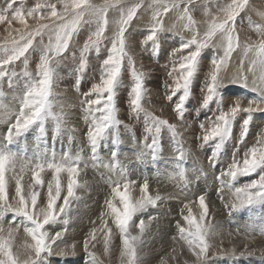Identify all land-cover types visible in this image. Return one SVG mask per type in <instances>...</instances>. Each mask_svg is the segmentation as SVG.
<instances>
[{"label": "snow or ice", "instance_id": "1", "mask_svg": "<svg viewBox=\"0 0 264 264\" xmlns=\"http://www.w3.org/2000/svg\"><path fill=\"white\" fill-rule=\"evenodd\" d=\"M6 0L0 7V23L12 25L18 21L23 29H15L20 33L19 39L6 38L0 44V81L7 78L10 87H21L22 94L14 95L13 101H18L19 110L16 111L4 104L0 94V123L8 125L7 132L0 137V264H48L51 256L69 257L76 255V244H65V235L68 231L69 212L74 201L80 199L78 189H83L87 181H81V174L89 166L93 168L104 167L109 170L106 183L111 191L104 202L105 210L101 212L102 223L99 231L103 232V253L111 264L113 252V232L108 227L110 217L112 223L119 232L120 246L118 264H141L142 239L146 229L150 226L152 216L148 220L143 215L150 208L157 206L162 198L157 193L153 196L149 192L147 175L140 185L141 195L133 197L131 185L135 181L129 179L128 166L120 161L121 128L129 132L132 126L120 118L118 106V91L122 84V75L126 70L131 76V86L127 92V108L129 118L139 120L143 116V140L141 151L136 153L139 164L153 166L160 162L162 156V133L167 131L169 140L176 153L171 158L174 171L169 173L170 179H179L187 187V169L184 167L189 152L184 148L182 133L176 124L163 119L144 107L148 90L145 87V73L137 69L135 58L129 52L126 33L130 31L134 17L138 10L145 6V0H57L56 3L37 2L34 7L26 9L23 0ZM130 4V6H129ZM59 5V8H58ZM194 0H147L145 10H151L150 27L146 30L142 43H151L153 52L160 48V33L165 31L163 24L164 15L175 11L177 19L181 21V28L192 33L190 39H181L179 48L173 50V55L186 51L182 55L177 66L173 67L168 75L173 84H165L170 90L168 100L174 103L175 115L183 120L187 102L193 94L194 81L202 70L203 53L211 49L209 63L200 86L202 101L200 107L208 108L215 103L213 115L207 117L208 126L201 122L199 127L203 135L197 137L201 141V147L211 144V152L208 156L209 166L216 167L220 163V157L227 141L232 139L234 125L240 121V130L237 137V147L247 142L250 126L254 115L264 114V23H257L247 18L249 27L257 35L256 40L246 37L241 42L237 30L238 17L249 9L255 11L250 0H231L220 11L222 17L212 16L211 20L201 35L199 22L191 14ZM257 14L264 20V11ZM205 15H211L206 9ZM110 16L113 17L110 19ZM37 21L34 28L29 30L27 18ZM49 21L42 23L41 21ZM94 30L89 31L87 39L79 51V64L76 67V84L79 85L87 67L89 53L99 54L105 40H109L111 47L107 50V56L100 64L99 82L92 83L87 92H84L80 101L83 119L87 126L84 136L90 149V155L85 157L83 149L72 151L73 141L76 140V129L71 126L67 117L65 106L60 102L55 91L58 73L57 67L62 60L68 58L67 53L70 42L84 26ZM110 25H115V30L109 37L106 32ZM175 25H173V28ZM11 35V33H10ZM47 35L48 41L44 42ZM219 36V41L216 37ZM37 38L39 41L37 43ZM30 50H39V62L35 74L29 70ZM239 51V66L231 76L226 75L227 69L233 61V55ZM23 58V71L15 70V63ZM71 59H77L72 53ZM252 74L251 82L245 72ZM241 86L250 89L254 95L247 99L235 97L225 110L227 92L230 86ZM95 97V98H93ZM13 117H15L13 122ZM54 122L52 136L53 147L50 149L46 143V122ZM36 128V139L39 144L31 154L27 148L19 147V143L30 129ZM67 136V147L58 154L55 151V141L63 143ZM135 136L133 140L135 141ZM109 140L111 143L109 144ZM107 145L110 151V160L105 162L100 156V149ZM233 152L231 162L222 167L215 179L219 182L217 196L229 212L260 205L264 207V126L254 144L247 146L242 158ZM148 157L149 159H146ZM45 170L52 172V179L46 182L47 195L46 206H40L38 199H42L41 188L45 185L42 173ZM194 172L202 169L194 168ZM30 172V182L25 183V175ZM62 174H66V188L62 184ZM159 175V170H157ZM256 174L257 179L236 186L240 177ZM115 177V178H113ZM14 181V195L9 199V194ZM225 189L230 193V198H224ZM63 193V195H62ZM58 203V201H61ZM199 214L194 215L189 204L187 214L182 216L184 223L176 222L177 236L173 241L180 244V250L184 247L195 258L192 264H206L211 249L217 247L215 237L219 235L217 226L212 223L207 202V194L198 197ZM6 214H11L9 226L4 227ZM139 214L137 222L134 217ZM63 223V228L51 234L45 227ZM15 223V227L12 224ZM23 228L24 239L17 242L19 230ZM135 228L137 231H133ZM98 229L93 227L83 240V252L86 257L84 264H105L94 250L97 241ZM237 235H243L248 241H253L259 235L264 237V216L254 217L236 229ZM248 245H245L247 249ZM58 249V250H57ZM177 249L173 252L179 254ZM212 255H235V249L230 253L220 250ZM244 253H241L243 255ZM255 255V251L248 252ZM264 256V251L260 252ZM176 257L173 256V259ZM166 264V261L163 262ZM184 264H189L184 261Z\"/></svg>", "mask_w": 264, "mask_h": 264}, {"label": "rangeland", "instance_id": "2", "mask_svg": "<svg viewBox=\"0 0 264 264\" xmlns=\"http://www.w3.org/2000/svg\"><path fill=\"white\" fill-rule=\"evenodd\" d=\"M5 2L6 0H0V7H3L5 5ZM37 2H45V0H23V5L26 9H28L34 7ZM47 2L56 3L57 0H47ZM95 2L99 3L100 0H95ZM130 2H135V0H130ZM230 2L231 0H194V6L190 5L191 14L193 15L194 19L199 22V31L201 35L203 34L207 26V23L211 20L212 16L222 17L223 13L220 10L226 7V5ZM19 3L20 0H18L17 6H19ZM250 4L253 6L255 11L249 9L245 13H242L241 16L238 17V22L236 25L237 30L240 34L241 42H243L246 37H251L252 40H256L258 38L256 33L252 31V29L249 27V24L247 22L248 17H251V19L257 23H264V20H262L260 16L257 14V12L259 11H264V0H250ZM146 5H147V0H145V6L138 10L137 17H134L130 31L126 33L128 37L127 40L129 46L128 50L130 54L135 58L137 69L145 73V87L148 90V94L144 102V107L147 108L149 111L155 113L156 115L160 116L161 118L167 119L169 120V122L173 124L176 125L178 124L177 125L178 130L182 133L183 136L184 148L187 149L189 152V155L186 161L184 162V167L187 169V178L189 183L187 187H184L183 182H181L179 179L169 178V173H172L174 171L173 161H171V158L174 157L176 153L174 155L173 145H170L171 141L169 140V134L167 133V131H164L162 133L163 157L161 156L160 162L155 166H153L151 163L145 166L137 162L136 153L142 150V149L140 150V148L137 149L136 147L138 145L136 144L138 143L141 144L143 140V137L141 135L143 131V116H141L139 120H136L134 118L133 119L129 118V110L127 108V92L131 86V76L128 73V71L125 70L122 75V84L118 91L117 103L120 108V118L124 120L125 123H128L132 126V131L129 132L121 128L120 143L125 142V138H123V136L129 137V140L125 142V144L127 143L126 148L122 149L119 146L118 148L120 152L119 159L125 165L128 166L129 179L135 181V184L130 186L131 188L130 194L133 197L138 198L141 195L140 185L143 183L144 176L147 175L150 194L155 196L158 193L162 198L160 201H158L156 207L150 208L148 212L143 215V219L145 221L148 220L149 216H152L155 219H153L152 223L150 224L148 229H146L142 237L144 241L143 244L144 246H142L141 264H148V263L163 264V262L165 261L166 264H184V261H188L189 264H192V261L195 258L191 255V253L187 251V248L184 247L182 251H179L180 244L173 241V237L177 236V230H176L177 228L175 224L179 220L181 223H184L182 217V210L184 215H186L188 211V209L184 207L185 204H189V206L192 209V213L198 216L199 214L198 197L205 193L207 194L209 212L211 213L210 218L212 220V223H214L217 226V231L220 234L215 237V244L217 245V247L211 249L209 259L207 260L206 264H264V256L260 255V252L264 251V237L258 235L255 240L248 241L244 238V236L236 234L237 228H240L245 223L251 221L254 217L264 216V207H261L260 205H255L252 207L240 209L238 211H234L230 213L229 210L224 207L219 197L217 196V188H219V182L215 179L216 175L219 174L220 169L222 167H226L227 164L231 162L233 152H237L239 154L238 158H242L245 148L255 143L257 136L261 131L262 126H264L263 120L261 119V117L258 116L262 114L257 113L254 115L253 123L250 126V133L247 137V142L246 144L240 145L239 147L236 146L237 145L236 139L237 136L239 135V130H240V121L237 120V122L234 125L233 137L232 139L226 142L225 147L222 151V155L220 157V163L216 167H210L208 156L210 155L212 145L211 144L204 145L201 148V141L198 140L197 137L203 135L202 130L199 127L200 123L201 122L205 123V126L207 127L208 126L207 117L212 116L216 108L215 103L210 104L208 108L200 107V103L202 101L200 86L203 81L205 72L207 70V66L209 63L208 58L211 55L212 50L206 49L203 53L202 70L198 73V76L194 81L193 94L190 100L187 102L185 115L183 117V120H181L175 115L173 111L175 98L173 99V101H169L167 98L168 95L170 94V90L165 87V84H169V85L173 84L172 78H170L168 75L169 71H171L173 67V62L174 61L177 62V66H178V62L181 56L187 54L186 51H184L182 53H176L175 55H173L172 54L173 50L179 48L182 38L185 40L190 39L192 33L188 30L182 29L181 28L182 22L179 21L178 19L176 20L178 14L175 11H170L168 14L164 15L163 17V24L165 31L160 33V41H159L160 48L158 50V53L153 52L151 43H149L148 45H144L142 43L144 36L147 34L146 30L150 27V19H151V10L146 11L145 10ZM206 9L211 13V15H205ZM111 18L113 17L110 16V19ZM41 22L47 23L49 21L45 20ZM27 24L30 30L31 28H34L36 26L37 21L31 17H28ZM173 25H175L174 28ZM23 27L24 26L21 25L18 21H13L12 25H8L7 23H0V44H3L6 38L8 40H11L12 38L19 39L20 33L15 31V29H23ZM90 30H94V27L89 29V27L85 25L84 28H82L80 32L74 36L73 41L70 42V48L67 53L68 58L62 60L60 65L57 67V73L59 78L57 80V84L55 88V91L58 94V98L60 102H62V99L64 101L68 97L66 101L69 102L65 101V103L63 102L62 104L66 106L65 107L66 111L68 110L67 119L70 125L75 127V129L77 130L75 133L76 140L73 141L72 151L74 153L77 149H83L82 154L84 156L86 155L85 157L90 155V149L87 145L86 137L84 136V133L87 131V126L83 119L84 113L82 111V105L80 101L84 98L82 94L89 90L91 84L99 82L100 64L102 60L106 58L108 48L111 47L110 41L105 40L104 45L102 46L101 52L99 54H96L94 51L89 53L87 67L85 69L83 77L81 78L80 84L77 85L76 84L77 73L75 69L79 64V59H78L79 51L80 48L83 46L84 41L87 39ZM114 30H115V25H110L108 31L106 32V35L110 37ZM219 39L220 37L217 36L216 40L219 41ZM38 41L39 38H37V43ZM47 41H48V37L46 35L44 37V42L47 43ZM72 53L76 54L77 59L75 61L71 59ZM39 55H40L39 50L36 51L30 50L29 70L32 71L33 74H35L36 66L39 62ZM240 55L241 53L239 51L234 53L233 61L228 67L226 75L231 76L233 73L237 71V68L239 66ZM23 67L24 65L22 58L20 61H17L15 63V70L18 73L22 72ZM244 69L245 72L247 73V64H245ZM247 74L249 76V81L251 82L252 74L251 73H247ZM21 87H15V88L10 87L7 78H5L3 81H0V94L8 96L10 93L11 95H17L18 93L19 95L22 94ZM226 95H227V101L225 104V110H227L228 104H230L235 97L237 96L244 97L246 103V100L252 98L254 93H252L250 89H245L241 86L233 85L229 87ZM9 99L10 101H13V99L12 100L11 98ZM70 105L73 107H71ZM18 110L19 107L16 111ZM12 119L14 122L15 117H13ZM260 122L263 125H261ZM54 127H55L54 122L52 121L46 122V137H47L46 143L50 149L53 147L52 136L54 133ZM7 128H8L7 124L0 123V131H1L0 137H2L4 133L6 134ZM37 135H38V130L36 128L30 129L29 132H27L24 135V137L21 139L19 143V147L26 146L29 155L31 154V151L37 147L38 144L42 148L44 145L36 139ZM133 136H135L136 138L135 141L133 140ZM67 142L68 141L66 135L63 138V143L60 140L55 141L54 144L55 151L58 154H61L62 151L66 149ZM129 142L131 144H129ZM108 143L110 144L111 141L109 140ZM139 147H141V145ZM166 148H169L170 150L165 151ZM122 150L125 153H123ZM170 151L173 153L174 156L173 155L171 157L168 156L167 153ZM165 155H167L168 158ZM100 156L103 158L105 162L110 160L111 158L110 151L107 145H103L101 147ZM194 157L198 158V160H196ZM146 159L149 158L146 157ZM194 168L202 169V173L194 172L193 171ZM157 170H159L160 173L159 175L156 174ZM41 175H42V179L45 180V185L41 188L42 199H38V204L40 206H46V195H47L46 182L52 179V172L50 170H45ZM109 175H111L109 170L102 166L98 168H93L89 166L81 174L80 180L87 181L88 187L87 189L83 188L77 190V194L80 197V199L73 202V205L70 209L68 216L69 219L68 231L65 235L64 243H61L59 245L60 247H64L65 244L71 245L73 243L80 242V244L82 245L81 249L83 250L84 238L88 235V233L91 231L93 227H96L98 229V233H97L98 239L97 241L93 242L96 244V248L94 250L98 253V255L102 259L105 260V264H109V261L108 258L104 256V253L101 252L103 251L104 233L101 231L99 233V229H101L102 227L100 215L101 212L104 211L103 209H105L104 202L106 197L110 195V191H111L109 185L106 183V180ZM257 178L258 176L256 174L247 177H240L236 182V186H240L241 184L248 183L250 182V180ZM28 182H30V172L25 175V183ZM62 184L66 188V174H62ZM12 195H14V181H13L12 189L9 194L10 201ZM229 197H230V193H228V191L225 189L224 192L225 200L227 201ZM60 202H62V200L58 201V203ZM139 218H140L139 214L137 217H134V219L137 222L139 221ZM11 219H12V215L6 214L4 218L5 228L9 226V221H11ZM105 219L108 220V227L112 228L113 237H114L113 242L114 240L116 241V243L114 242L113 244L114 250L111 256V264H118L119 246H120L119 232L118 229H116L115 225L112 223L110 217H105ZM12 226L15 227V223H13ZM45 227L49 230L51 234H55L56 231L62 230L63 223L60 222L55 225H46ZM133 230L134 232L137 231L135 228H133ZM235 238L236 239L243 238L244 239L243 241H245L246 243L248 242L247 243L248 248L246 249L245 247H243L244 248L243 249L238 247ZM23 239H24V233H23V228L21 227L17 236V242H22ZM233 241L235 243H233ZM225 242L228 246L225 244ZM146 246L148 247L146 248ZM174 248L179 251V254L173 252ZM232 249H235L236 252L235 255L211 254L213 252H218L220 250L230 253ZM251 251H255L256 254L255 255L247 254L248 252ZM148 253L151 255H149ZM241 253L244 254L241 255ZM77 256H78L77 254L76 256H69V257H60L54 255L48 258V264H81L80 262L74 263V261L78 259ZM82 256L83 258H81L80 260L84 261L85 260L84 254ZM173 256H175L176 258L173 259Z\"/></svg>", "mask_w": 264, "mask_h": 264}, {"label": "bare ground", "instance_id": "3", "mask_svg": "<svg viewBox=\"0 0 264 264\" xmlns=\"http://www.w3.org/2000/svg\"><path fill=\"white\" fill-rule=\"evenodd\" d=\"M139 19V18H138ZM140 20V19H139ZM138 20V21H139ZM176 20H177V18H176ZM146 33V32H145ZM209 59V58H208ZM150 64V63H149ZM154 79V78H153ZM66 93V92H65ZM6 94V93H5ZM17 95H18V93H17ZM20 95V94H19ZM14 95H11V93L8 95V96H6V95H2V97H3V103L4 104H6V105H9V107H11V108H14L15 110H17L18 109V107H19V104H18V101H10V99L9 98H11V100H12V97H13ZM68 98V97H67ZM67 98L63 101V99H62V102L61 103H65V101L67 100ZM69 100V99H68ZM71 101V100H70ZM66 102H69V101H66ZM73 104V103H72ZM68 106V105H67ZM71 106V105H70ZM66 107V106H65ZM71 107H73V106H71ZM68 111V110H67ZM79 111V110H78ZM169 114V113H168ZM259 117H261V119L263 120V122H264V116H263V114L262 115H258ZM263 117V118H262ZM48 122V121H47ZM176 122V121H175ZM260 124L261 125H263L261 122H260ZM178 125V124H177ZM53 126V125H52ZM77 128V127H76ZM183 129V128H182ZM185 130V129H184ZM1 132V131H0ZM5 134V133H4ZM238 137V136H237ZM123 138H125V142H127L128 140H129V137H127V136H123ZM187 139V138H186ZM237 140V139H236ZM84 142V141H83ZM121 142V141H120ZM125 142L124 143H120L119 144V146H120V148H122V149H124V148H126V144H125ZM129 144H131L130 142H129ZM170 144V143H169ZM35 145V144H34ZM133 145V144H132ZM136 145H138L136 148L137 149H139L140 148V150H141V147H139L141 144L140 143H138V144H136ZM170 145H172V144H170ZM84 146V145H83ZM134 146V145H133ZM234 147V146H233ZM202 148V147H201ZM172 149V148H171ZM168 150H170L169 148H166L165 149V151H168ZM123 151V150H122ZM138 151V150H137ZM32 152V151H31ZM123 153H125L124 151H123ZM167 153V152H166ZM168 154V156H172L173 155V153L170 151V152H168L167 153ZM174 155H175V153H174ZM173 155V156H174ZM86 156V155H85ZM165 156H167V155H165ZM168 156H167V158H168ZM88 157V156H87ZM163 157V156H162ZM169 157V158H170ZM197 157V156H196ZM196 157H194L196 160H198V158H196ZM227 157V156H226ZM172 161V160H171ZM163 162V161H162ZM195 162V161H194ZM166 172V171H165ZM99 173V172H98ZM51 176V175H50ZM100 176V175H99ZM165 177V176H164ZM83 179V178H82ZM51 180V179H50ZM105 180H106V177H105ZM167 180H168V178H167ZM84 181V180H83ZM172 181V180H171ZM88 183V182H87ZM91 184V183H90ZM94 184V183H93ZM103 184V183H102ZM94 186V185H93ZM132 186V185H131ZM87 187H88V185H86V189H87ZM95 187H96V185H95ZM85 189V190H86ZM172 189V188H171ZM89 190H90V188H89ZM103 192V191H102ZM87 193V192H86ZM47 194V193H46ZM81 194V193H80ZM79 194V195H80ZM198 194V193H197ZM93 198V197H92ZM230 198V197H229ZM228 198V199H229ZM91 199V198H90ZM100 199V198H99ZM174 200V199H173ZM85 201V200H84ZM89 201H91V200H89ZM89 201H88V203H89ZM96 201V200H95ZM98 202H99V200H98ZM95 204V203H94ZM87 205H89V204H87ZM100 205V204H99ZM98 206V205H97ZM96 207V206H95ZM91 208V207H90ZM101 208H103V207H101ZM100 208V209H101ZM88 209V208H87ZM86 209V210H87ZM98 210V209H97ZM96 210V211H97ZM103 210H105V209H103ZM212 210V209H211ZM97 214H99V213H97ZM171 214V213H170ZM211 214V213H210ZM183 217V216H182ZM181 218V217H180ZM179 219V218H178ZM182 219V218H181ZM77 220H79V219H77ZM177 220V219H176ZM242 220V219H241ZM180 221V220H179ZM240 223V222H239ZM176 225V224H175ZM177 230V229H176ZM134 231V230H133ZM172 231V230H171ZM99 233H100V231H99ZM159 234V233H158ZM101 235V234H100ZM220 235V234H219ZM227 235V234H226ZM98 236H99V234H98ZM115 236V235H114ZM225 236V235H224ZM243 236V235H242ZM241 236V237H242ZM227 237V236H226ZM101 238V237H100ZM114 238V237H113ZM223 238V237H222ZM98 239V238H97ZM225 239V238H224ZM232 239V238H231ZM236 239V238H235ZM259 239H260V237H259ZM233 240V239H232ZM244 239L243 238H237L236 239V244H238V247H240V248H243V247H245V245L248 243H246L245 241H243ZM258 240V239H257ZM100 241V240H99ZM227 241H229V240H227ZM260 241V240H259ZM114 242L116 243V241L114 240ZM114 242H113V244H114ZM232 242V241H231ZM153 243V242H152ZM233 243H235L234 241H233ZM76 244V254L78 255L77 256V258L78 259H76V261H74V263L76 262H80L81 264H84V261H82V260H80L81 258H83V254H84V252H83V250L81 249L82 248V245L80 244V242H77V243H75ZM223 244V243H222ZM225 244H226V242H225ZM250 244V243H249ZM146 245H148V244H146ZM171 245V244H170ZM227 245V244H226ZM144 246V245H143ZM228 246V245H227ZM148 246H146V248H147ZM160 247V246H159ZM221 247V246H220ZM250 247V246H249ZM100 248V247H99ZM145 248V247H144ZM145 248V249H146ZM152 248V247H151ZM248 248V247H247ZM117 249V248H116ZM244 249V248H243ZM252 249V248H251ZM150 250V249H149ZM152 250V249H151ZM239 250V249H238ZM249 250H250V248H249ZM253 250V249H252ZM256 250V249H255ZM147 251V250H146ZM165 251V250H164ZM215 251V250H214ZM217 251V250H216ZM101 252H103V251H101ZM153 252V251H152ZM147 253V252H146ZM151 253V252H150ZM80 254V255H79ZM149 254V253H148ZM167 254H169V253H167ZM149 255H151V254H149ZM166 255V254H165ZM164 255V256H165ZM76 256V255H75ZM158 256V255H157ZM167 256V255H166ZM144 257V256H143ZM152 257V256H151ZM84 259H86V257H85V255H84ZM154 261V260H153ZM156 261H159V260H156ZM161 261V260H160ZM156 263V262H155ZM149 264V263H148Z\"/></svg>", "mask_w": 264, "mask_h": 264}]
</instances>
